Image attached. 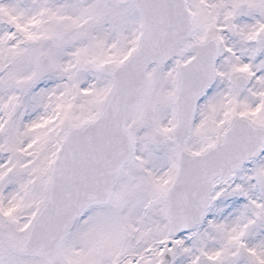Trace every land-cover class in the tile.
Returning a JSON list of instances; mask_svg holds the SVG:
<instances>
[{"label": "snow or ice", "instance_id": "6c2138e0", "mask_svg": "<svg viewBox=\"0 0 264 264\" xmlns=\"http://www.w3.org/2000/svg\"><path fill=\"white\" fill-rule=\"evenodd\" d=\"M0 264H264V0H0Z\"/></svg>", "mask_w": 264, "mask_h": 264}]
</instances>
